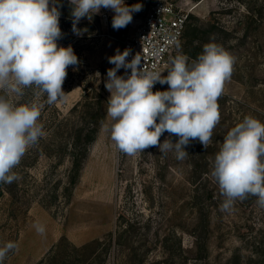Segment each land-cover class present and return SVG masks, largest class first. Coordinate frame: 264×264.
Wrapping results in <instances>:
<instances>
[{
    "label": "rangeland",
    "instance_id": "374dc122",
    "mask_svg": "<svg viewBox=\"0 0 264 264\" xmlns=\"http://www.w3.org/2000/svg\"><path fill=\"white\" fill-rule=\"evenodd\" d=\"M154 1L125 0L129 6L141 4L142 10L133 13L132 22L119 30L112 27L111 10L101 9L91 21L82 19L77 27L86 31L79 36L72 31V18L60 17L63 37L58 45H71L80 63L67 69L62 85L66 98L53 105L45 104L40 118L64 120L86 91L94 102L100 96L108 100L105 80L107 70L114 67L108 57L117 49L124 50L125 41L137 31ZM170 1L189 11L188 24L198 20L207 27L214 26L216 36L206 42L223 46L235 57L224 94L240 106L243 119L252 116L263 120L264 0ZM181 44L182 41L171 58L179 54ZM117 75L122 76L121 69ZM168 87L161 85L159 91ZM17 98L9 96L13 103ZM23 98L27 103L46 101L32 88L25 90ZM52 106L58 112L46 109ZM107 107L105 104L103 110ZM109 121L107 117L105 123ZM168 136L165 132L160 142ZM23 160L21 190L29 194L22 197L20 204L8 195L0 197V245L6 241L19 245L3 264H40L64 238L77 247L103 242L93 264H264V208L256 203L257 197L250 195L237 200L231 211H222L224 198L215 180V198L208 202L211 223L203 234L207 247L197 246L198 214L192 201L191 169L187 160H177L174 152L162 155L158 147H150L128 156L118 150L101 127L81 179L69 196L64 193L68 162L56 167L54 158L44 155ZM59 179L63 183L55 190ZM17 210L21 212L15 216ZM37 223L45 226L44 235L37 233Z\"/></svg>",
    "mask_w": 264,
    "mask_h": 264
},
{
    "label": "clouds",
    "instance_id": "9594fccd",
    "mask_svg": "<svg viewBox=\"0 0 264 264\" xmlns=\"http://www.w3.org/2000/svg\"><path fill=\"white\" fill-rule=\"evenodd\" d=\"M69 5L72 31L77 36L86 31L77 27L79 22L84 18L91 21L101 9L114 12V30L125 28L133 13L142 10L141 4L129 6L125 0H69ZM60 7L59 0H0V183L20 179L13 169L46 135L43 124L38 123L45 104L66 98L62 85L67 69L80 63L71 45H58L63 37ZM130 53L127 48L117 49L108 57L114 67L107 70L105 80L110 121L102 123V130L110 134L118 150L135 156L158 147L162 155L171 151L183 161L192 141L198 140L207 149L220 121L218 99L231 79L235 57L209 42L195 59L183 52L171 58L164 76L165 71L139 68V57L129 61ZM121 68L131 69V74L117 75ZM156 83L167 84L168 90L153 92ZM29 88L46 101L18 105L9 99L13 94L23 97ZM165 132L169 136L161 143ZM173 135L178 137L175 142ZM211 176L224 198L222 211H231L237 200L250 195L264 208V123L246 116L231 128L212 161ZM34 227L38 234H45L44 225ZM18 247L14 241L0 245V264Z\"/></svg>",
    "mask_w": 264,
    "mask_h": 264
},
{
    "label": "trees",
    "instance_id": "16d2710c",
    "mask_svg": "<svg viewBox=\"0 0 264 264\" xmlns=\"http://www.w3.org/2000/svg\"><path fill=\"white\" fill-rule=\"evenodd\" d=\"M59 3L61 5V16L71 18L69 0H59ZM213 29L214 26L207 27L200 24L198 20L191 21L187 25L182 39L180 52L191 59H195L207 43L206 39L216 36ZM23 103H27L23 97H18L15 101V104L18 105ZM105 104H107V100L103 96H100L98 102H94L90 97V93L86 91L83 100L73 107L69 116L64 120L53 122L51 119L46 121L44 117L40 118L38 123L43 124L46 135L39 139L38 144L30 147L26 156L22 158L20 164L13 171L20 176V171L25 164L22 163L23 159L27 160L32 155H44L54 158L56 167L68 162L69 171L64 193L66 196L72 194L81 179L84 166L90 156L91 148L97 140L102 123L106 121L107 110H103ZM218 104L220 121L213 130L212 142L209 147L205 149L198 140H194L185 149L189 153L186 160L191 169L190 184L194 187L192 201L198 214L195 236L197 246L200 248L207 247L206 235L203 236V234L208 232L212 217L208 202H212L215 198V190L212 188L214 178L211 176L212 161L219 151L220 144L227 132L243 121V116L239 110L240 106L238 107L234 100L230 101L226 94L223 93L218 99ZM46 109L49 112H52V110L58 112L55 106L46 107ZM261 122L264 123V118ZM172 140L176 141L175 135L172 136ZM62 183V179H59L55 184V190H59ZM21 188V179L11 184L0 183V197L8 195L10 199L20 204L22 197L25 198L29 194H25ZM58 197V194L55 195V198ZM20 212L17 210L15 216H18ZM199 230L201 233H198ZM124 232L127 231L124 230ZM113 239L112 235L109 238L110 245H112ZM102 243L96 241L77 247L69 245L64 238L56 246L53 254L40 264H93L98 260L97 257L100 255Z\"/></svg>",
    "mask_w": 264,
    "mask_h": 264
},
{
    "label": "built area",
    "instance_id": "2783aa9c",
    "mask_svg": "<svg viewBox=\"0 0 264 264\" xmlns=\"http://www.w3.org/2000/svg\"><path fill=\"white\" fill-rule=\"evenodd\" d=\"M189 16L188 10L173 1H154L137 31L124 43V50H131L128 60L137 55L141 62L139 68L164 72L177 43L184 37ZM121 70L122 76L131 74V69ZM160 87L161 84L156 83L153 92Z\"/></svg>",
    "mask_w": 264,
    "mask_h": 264
}]
</instances>
